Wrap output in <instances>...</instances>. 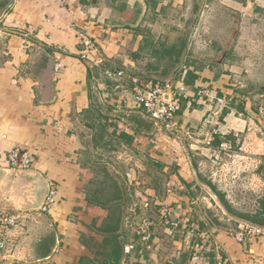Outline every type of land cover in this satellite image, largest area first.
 Returning a JSON list of instances; mask_svg holds the SVG:
<instances>
[{
    "label": "crops",
    "instance_id": "1",
    "mask_svg": "<svg viewBox=\"0 0 264 264\" xmlns=\"http://www.w3.org/2000/svg\"><path fill=\"white\" fill-rule=\"evenodd\" d=\"M186 1L0 0V205L18 217L1 260L264 264V236L238 242L247 222L216 194L232 203L246 183L262 212L264 3L198 0L174 34ZM132 77L185 93L177 134L135 105ZM14 148L30 169L9 166ZM230 155L246 170L236 180L222 175Z\"/></svg>",
    "mask_w": 264,
    "mask_h": 264
},
{
    "label": "built area",
    "instance_id": "2",
    "mask_svg": "<svg viewBox=\"0 0 264 264\" xmlns=\"http://www.w3.org/2000/svg\"><path fill=\"white\" fill-rule=\"evenodd\" d=\"M83 49L80 57L83 61H88V56L95 52V47L89 38L80 36ZM96 63V62H95ZM117 77H122V73H116ZM132 90V97L135 105L142 109L151 119L157 122L162 129L177 134L178 123L176 117L181 109L182 101L187 98L185 93L174 86L170 81L159 83L151 80H144L138 77H132L128 80ZM214 123V122H212ZM218 122H215L217 125ZM212 135H217L218 131L215 128L211 130ZM219 149L224 152H229L230 148L222 142ZM1 155V153H0ZM7 162L11 168L20 171H26L31 168L33 159L26 150L14 148L7 154ZM54 193L53 186H49L45 202H51ZM18 224V217L8 209L0 205V253L6 252L10 245L9 232ZM140 235L142 239L147 240L149 237L148 223L143 222L140 226ZM264 236V228L253 226L247 223H240L237 230L233 233V237L242 242L247 238H259ZM125 248V252H128ZM194 260L197 259L195 255ZM218 264H223L221 258H218ZM123 264V263H120Z\"/></svg>",
    "mask_w": 264,
    "mask_h": 264
},
{
    "label": "rangeland",
    "instance_id": "3",
    "mask_svg": "<svg viewBox=\"0 0 264 264\" xmlns=\"http://www.w3.org/2000/svg\"><path fill=\"white\" fill-rule=\"evenodd\" d=\"M245 2H263L264 0H243ZM197 2H199L198 0H187L185 4H183L181 6V9L179 10V14L178 17H176L175 22L177 24L181 23L182 26H180L181 28H177V26L175 27V29H172V33L174 34H180V33H187L189 31V29H191V22L192 19L196 18V12L194 10V7L197 6ZM254 6V5H253ZM185 22H188L187 25H184ZM259 22V20H256V23ZM264 23V20H263ZM176 24V25H177ZM94 97H96V95H94ZM86 141V140H85ZM88 144V141H86ZM225 157V167H224V171H222V175L225 174V178L226 180L228 178H232L235 177L234 180H236L237 178L239 179L241 177V174L244 175L243 171L246 170H242L236 166H234L233 163H235V161H238L237 158L234 155H230L229 157L224 156ZM120 161H124L123 158L119 159ZM223 163V162H222ZM228 167V168H227ZM255 173V172H252ZM246 174L248 175V177H250V170H247ZM233 179V178H232ZM246 184V183H244ZM240 187V190L238 189V192L236 191L235 197H231L234 198L235 201L233 200L232 203L229 202V200H227L225 198L226 203L228 204V206L230 207L231 211L239 214V215H247V216H256L258 215V211L261 208V203L259 202V198H258V193H254L252 192L253 188L252 186L250 187L249 185H244ZM232 189H234L232 187ZM251 189V190H250ZM241 191V192H240ZM222 193V192H221ZM241 194V195H240ZM224 195V194H223ZM231 198H229L231 200ZM10 249V245L8 247V250L6 252L0 253V256H3L4 253H9ZM11 251V250H10ZM6 255V254H5ZM11 255V253L9 254ZM0 264H19L16 262H11V260H1L0 259Z\"/></svg>",
    "mask_w": 264,
    "mask_h": 264
},
{
    "label": "trees",
    "instance_id": "4",
    "mask_svg": "<svg viewBox=\"0 0 264 264\" xmlns=\"http://www.w3.org/2000/svg\"><path fill=\"white\" fill-rule=\"evenodd\" d=\"M214 140V143L216 144V145H220V143H222L221 141V139L217 136V135H215L214 136V138H213ZM216 194H217V196L220 198V201H221V203L225 206V208L229 211V212H232L231 211V209H230V207L228 206V204L226 203V201H224L223 200V198H222V195H220L219 193H217L216 192ZM262 212H261V214L260 215H256V216H253V217H251V216H247V215H239L240 216V218L243 220V221H245V222H247V223H249L250 225H253V226H257V227H261V228H264V202H263V205H262ZM234 214V213H233ZM237 215V214H236ZM118 251L117 250H114L113 251V253H112V257L114 256V260H115V262H118Z\"/></svg>",
    "mask_w": 264,
    "mask_h": 264
},
{
    "label": "water",
    "instance_id": "5",
    "mask_svg": "<svg viewBox=\"0 0 264 264\" xmlns=\"http://www.w3.org/2000/svg\"><path fill=\"white\" fill-rule=\"evenodd\" d=\"M214 118H215V117H213V119H212V121H211L210 128H211V126H212V122H213ZM152 120H153V119H152ZM153 121H154V120H153ZM154 122L157 124L156 121H154ZM46 196H47V194H46ZM46 196H45V198H46ZM45 198H44L43 201H45ZM43 203H44V202H43ZM43 203L40 205V208L43 207ZM40 208H39V209H40Z\"/></svg>",
    "mask_w": 264,
    "mask_h": 264
}]
</instances>
